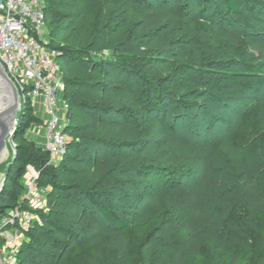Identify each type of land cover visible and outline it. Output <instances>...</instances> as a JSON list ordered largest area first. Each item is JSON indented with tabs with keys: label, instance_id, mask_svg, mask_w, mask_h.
Wrapping results in <instances>:
<instances>
[{
	"label": "trees",
	"instance_id": "obj_1",
	"mask_svg": "<svg viewBox=\"0 0 264 264\" xmlns=\"http://www.w3.org/2000/svg\"><path fill=\"white\" fill-rule=\"evenodd\" d=\"M178 1L45 0L50 46L58 50L69 103L68 142L60 162L49 165V154L27 138L38 118L25 102L13 136L16 152L2 173L0 214L27 208L28 166L40 173L39 187L45 192V179L49 188L44 208L34 211V223L24 229L28 242L14 264H136L130 232L162 214L166 227L145 238L141 264H181L198 256L201 241L219 264L228 253L236 256V248H251L238 234L222 232L206 211L208 200L227 198L249 221L262 223L264 173L249 166L247 155L242 157L247 150L237 149L230 140L219 145L229 155L218 158L216 169L210 146L176 134L152 133L148 125L151 117L164 114L167 119L173 103L175 124L186 127L192 120L189 113L215 97L218 77L226 69L218 52L206 50L199 64L171 54L175 42L168 45L166 38L181 29L179 21L193 23L204 33L217 30L230 44L247 47L243 63L258 77L264 74V41L221 27L236 23L222 12L240 15L246 0H222L223 10L212 0H186L193 6L180 5L181 14L174 8ZM258 2L264 5V0ZM105 52L112 57H99ZM201 68L206 75L199 81L192 74ZM180 72L189 73L184 81L192 88L191 98L176 97L170 89ZM243 90L233 100L263 132L264 99ZM194 125L202 128L200 122ZM255 128L250 132L253 139ZM190 161L201 169V177L190 185L177 182L179 170L166 168H181ZM174 211L178 216L169 217ZM166 235L174 240L165 244L164 257H153ZM258 249L264 258V224ZM173 250L177 261L166 262ZM238 261L236 257L232 264Z\"/></svg>",
	"mask_w": 264,
	"mask_h": 264
},
{
	"label": "rangeland",
	"instance_id": "obj_2",
	"mask_svg": "<svg viewBox=\"0 0 264 264\" xmlns=\"http://www.w3.org/2000/svg\"><path fill=\"white\" fill-rule=\"evenodd\" d=\"M212 1L223 10L221 6L222 0ZM184 3L188 4V7L193 6L192 2L179 0L174 7L176 8L175 12L181 14L179 6ZM222 16L224 18L229 17L236 22L235 25L232 27L230 26V28L227 25L222 24L223 26L220 25L222 28H227L235 34H242L245 37H254L260 41H264V5L261 2H258V0H246L245 6L240 15L222 12ZM188 18L187 20H191V17ZM206 19H211V17L207 16ZM177 24L180 25L181 29L170 32L166 38L168 45L175 42L174 46L172 45L170 48L172 52L171 54L185 56L189 63L199 64L205 61L206 50L218 52L220 60L226 64V69L218 77L219 82L217 84L215 97L208 98V101L204 102V107L194 109L189 113V117L192 118V120L187 121L186 127L181 128L179 123L175 124L173 117L176 113V109H174L172 103L173 106L171 105L170 109L167 111L169 114H167V119H164V114H161L158 119L151 117L148 130L156 134H176L179 137H185L190 141L201 142L202 144L210 146L215 150L213 164L216 169L220 168L218 158L221 156L227 157L229 155V153L220 150L219 145L230 140L237 149L241 148L245 151L247 150L245 154H241L242 157L247 155L248 164L251 168L256 170V172L258 170V172L260 171L261 173H264V131L259 132L254 127V122L251 116L241 109V105L237 101L233 100V98L238 96L239 92L244 91V87L247 88V93L252 94L253 96H258V99H264V74L262 77H258L254 70H251L244 65L242 52L247 49V47L243 49L244 47L239 48L230 44L217 30L204 33L199 31L195 25L192 26L193 23L181 24V21H179ZM181 44V48L176 47ZM171 54H169L168 57H171ZM99 57L110 59L112 55L109 52H105L100 54ZM235 65H238L239 67H234ZM199 66L201 67V65ZM196 70V73L192 74V76L195 77L196 80L201 81L205 78L206 73L202 68ZM188 75L189 73L187 72L184 74L182 72L176 74L170 88L176 97L179 96L186 99L193 96L191 86L187 84V81H184V78ZM204 120L207 122L206 125H203ZM38 122L39 121L36 123ZM195 122H200L202 128H197L194 125ZM253 128H255L254 133L256 134L254 136L257 137L255 139L250 135ZM28 136L32 138V136ZM33 142L37 144L35 141ZM7 145L9 156L7 161L0 165V187L4 180L2 173H4V169L12 160L16 152V146L12 137L8 139ZM166 168L179 170L180 173H182V177L177 182L181 181L184 185H190L201 177V169L194 161H190L186 166L181 168L172 167L170 165L166 166ZM36 173L39 172L28 166L27 174L25 175L26 183ZM39 177L40 173L38 179ZM42 180V187L46 192L49 187L46 184V180ZM172 184L174 185V183ZM206 211L212 214L215 223L222 232L238 234L244 241L251 244V248H236V256L232 253H228L222 264H232L236 257L239 259L237 264H264V258L258 249V240L262 235L264 217L262 223L254 224L249 221L246 217V213H244V210L241 207L232 205L227 201V198L220 197H214L208 200ZM168 216H178V213L174 211ZM164 219L165 217L162 214L148 224L143 225L141 228L130 232L132 239V252L136 264H141V244L154 229H164L166 227L164 225ZM173 240L172 237L166 235L163 238V241H158L154 249L153 257L163 258L164 253L168 248V245L165 244H169ZM175 252L176 251L173 250L172 253L168 255L166 262L171 259L174 260V262L177 261L178 255H176ZM16 254L17 252L14 251L13 255L15 257ZM7 262L12 264L11 261L9 262L7 260ZM181 264H219V260L215 257L213 250L206 244V242L201 241L199 243L198 256L190 260L184 259Z\"/></svg>",
	"mask_w": 264,
	"mask_h": 264
},
{
	"label": "built area",
	"instance_id": "obj_3",
	"mask_svg": "<svg viewBox=\"0 0 264 264\" xmlns=\"http://www.w3.org/2000/svg\"><path fill=\"white\" fill-rule=\"evenodd\" d=\"M46 27L45 0H4L0 7V63L19 90L22 108L26 101L31 103L39 121L36 143L49 154V165H56L67 149L69 103L58 50L50 46ZM38 176L26 183L27 208L0 214V264H9L1 248L5 229L18 225L28 229L36 219L34 211L45 206Z\"/></svg>",
	"mask_w": 264,
	"mask_h": 264
},
{
	"label": "water",
	"instance_id": "obj_4",
	"mask_svg": "<svg viewBox=\"0 0 264 264\" xmlns=\"http://www.w3.org/2000/svg\"><path fill=\"white\" fill-rule=\"evenodd\" d=\"M3 3L4 0H0V7ZM21 111L19 90L0 63V157L5 150L8 151L9 156L8 139L10 137L13 139ZM8 156L0 160V165L7 161Z\"/></svg>",
	"mask_w": 264,
	"mask_h": 264
},
{
	"label": "crops",
	"instance_id": "obj_5",
	"mask_svg": "<svg viewBox=\"0 0 264 264\" xmlns=\"http://www.w3.org/2000/svg\"><path fill=\"white\" fill-rule=\"evenodd\" d=\"M46 37L50 38V34L46 27L45 30ZM36 123L32 125L30 131H28L27 136L30 135L32 138L28 136V139L37 142L39 137L37 136L38 127H36ZM30 133V134H29ZM23 228L19 225L16 227H8L5 229L3 236L1 237V248L4 252L6 260L11 261L12 264L15 263L16 257L13 255V252L16 251L18 253L20 246L23 243L28 242V239L25 234H23ZM13 255V256H12ZM17 256V254H16Z\"/></svg>",
	"mask_w": 264,
	"mask_h": 264
},
{
	"label": "bare ground",
	"instance_id": "obj_6",
	"mask_svg": "<svg viewBox=\"0 0 264 264\" xmlns=\"http://www.w3.org/2000/svg\"><path fill=\"white\" fill-rule=\"evenodd\" d=\"M7 156H8V151L5 150V151L2 153V155H1V157H0V160L5 159Z\"/></svg>",
	"mask_w": 264,
	"mask_h": 264
}]
</instances>
